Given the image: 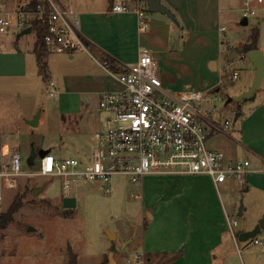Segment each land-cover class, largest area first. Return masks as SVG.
<instances>
[{"label": "rangeland", "instance_id": "1", "mask_svg": "<svg viewBox=\"0 0 264 264\" xmlns=\"http://www.w3.org/2000/svg\"><path fill=\"white\" fill-rule=\"evenodd\" d=\"M59 1L64 5L68 4V0ZM196 3L199 24L208 20L213 29L226 26L228 44L235 46L233 50L236 49L239 55L246 54L243 51L244 43L234 44L242 40L248 42L253 28L258 26V47L264 52L263 3L255 4L256 14L248 17L246 25L241 23L244 18V0H225L221 3L217 0H196ZM203 26L205 25H201ZM22 30L24 28L13 27L7 33L0 32L1 42L11 40L13 46H19L27 52L29 65L26 77H0V158L5 143L19 149L23 157V171L26 172H34L38 167L39 159H36L34 165L27 163L33 150L39 152L51 149L57 156L88 158L94 133L103 128L106 116L99 108V86L97 83L84 81V92H78V88H74L76 85L66 82L67 74L75 66L68 59L62 61L59 57L66 55L52 53L50 78L55 81L58 93L52 97L47 92H42L48 86L49 76L39 74L42 70L32 52L37 32L31 30L18 37ZM176 49L182 51L183 46L178 45ZM209 50L211 54L208 61L214 59L218 63L219 81L224 66L228 67L229 73L234 70L240 73L234 83L224 82L218 91H214L213 86H204L208 76L199 72L194 55H184L179 61L170 63L169 68L165 65L164 68L171 74L174 86L179 84L175 88L182 87L184 83L201 88L210 97L208 107L216 106L217 113L234 123L241 108L246 114L248 101H237L235 98L250 89L247 74L252 62L249 58L240 57L229 61L231 53L222 56L220 42L217 46L213 43L208 47L202 45L193 53L199 52L200 55ZM90 56L98 62L101 60L96 51L91 54L84 51V75L93 70ZM164 68L161 67L160 70L164 71ZM110 77L112 78L111 75ZM262 84L264 86V79ZM230 98L233 100H229ZM81 108L83 113L79 112ZM37 112H40L43 121L32 126L28 119H32ZM242 119L243 117L236 122V127L241 125ZM238 154L242 157L250 156L240 146ZM113 182L110 193L105 192L101 183L82 184L70 196L76 198L75 206L65 207L62 179L59 176L25 174L19 176L18 185L14 188L5 187L3 178L0 177V212L6 211L16 196L23 199V205L15 213L14 219L0 230V264H105L112 247L115 248L117 264H131L127 261L128 257L133 256V248L129 244L142 235L144 227L139 223L140 218H150V215H145L142 211L145 195L141 183L132 182L124 175H116ZM40 186L44 188L35 194L34 189ZM165 188H161V191ZM238 190L239 187L234 183L220 185L222 200L230 214L231 196ZM173 191L175 187L171 186L165 199L171 197ZM239 194L241 205L244 204V199ZM239 220L242 227L245 219L239 217ZM238 229L239 227L237 231ZM234 250L228 257L227 264H264L259 244L248 245L247 242L238 240Z\"/></svg>", "mask_w": 264, "mask_h": 264}, {"label": "crops", "instance_id": "2", "mask_svg": "<svg viewBox=\"0 0 264 264\" xmlns=\"http://www.w3.org/2000/svg\"><path fill=\"white\" fill-rule=\"evenodd\" d=\"M118 1L68 0L66 5L75 8L80 14L81 30L91 51H96L101 56V60L98 62L90 56L92 59L90 65L96 71H87L84 75V52L60 54L67 57L59 56L62 61L68 59L69 63L75 66L67 74L66 82L76 85L74 88H78V92H84V81L97 83L100 88L99 93L113 89L117 84L102 66V61H107L104 59L105 56L114 58L119 63L118 70H121L125 65L135 62L139 49L146 46L158 62L160 75L166 87L171 89L193 87L202 90L191 83H184L182 87L175 88L179 84L174 86L171 74L166 72L164 65L168 67L173 61L182 59L184 55H194L197 69L208 76L204 86H213V88L219 86L218 63L214 59L208 61L211 51L200 55L199 52L196 53L197 55L193 53L202 45L208 47L213 43L217 46L220 38L219 27L213 29L208 20L199 24L196 0H161L172 10L175 19L161 12L149 11L150 26L147 30L139 29L138 14L135 11L113 12L112 6ZM217 1L221 3L225 0ZM262 3L263 0H253L254 6ZM7 6L12 7L13 3L7 1ZM201 25L205 26L201 27ZM240 42L246 43L242 40L234 45ZM178 45L183 46L182 51L176 49ZM233 47L235 46L223 53L233 55L231 52ZM34 49L32 52L35 53ZM50 56L51 54L48 56L45 72V75L49 76L48 79H51ZM35 57L37 59L36 53ZM238 57L230 61H235ZM160 66L164 71L160 70ZM28 69L27 52L19 46H13L11 40L0 41V77L23 78L27 76ZM39 74H43V71H39ZM247 75L248 87H251L256 76V67L253 63ZM263 79L264 75L256 92L247 100L246 114L242 108L239 111L237 121L243 117L241 125L236 127L237 121H234L228 132L215 133L209 140L211 148L223 150L230 160H235L239 156L238 146L250 155L247 158L251 161L252 171L247 181L240 184L228 180L216 186L208 174L146 175L141 182L145 195L142 211L145 215L148 213L150 218L147 216L140 218L139 223L143 224L144 230L138 240L133 239L134 241L129 244L133 248V253L141 252L152 262L164 260L157 254L178 255L173 260H167L166 264H227V259L235 252L234 246L237 244L228 229V217L239 221V233L254 228L258 223L264 214ZM229 82L234 83V81ZM216 111L209 112L210 116L221 121L227 119ZM79 112L83 113L82 108ZM41 116L38 125L43 121ZM3 146L1 153L5 152V146H8V151L11 147H16L10 143H5ZM49 150L52 153L51 149ZM230 183L239 187L238 192L231 196L232 214L226 210L220 192V185L225 186ZM165 185L170 187L165 188ZM171 186L175 187V191L172 192L171 197L165 199ZM161 188L165 189L161 191ZM239 193L244 199V204L241 205ZM241 210L242 214H240ZM239 217L245 219L242 227ZM257 237L262 241L259 245L264 255V229ZM142 264L147 263L144 260Z\"/></svg>", "mask_w": 264, "mask_h": 264}, {"label": "built area", "instance_id": "3", "mask_svg": "<svg viewBox=\"0 0 264 264\" xmlns=\"http://www.w3.org/2000/svg\"><path fill=\"white\" fill-rule=\"evenodd\" d=\"M7 1L13 6L8 7ZM112 11H135L139 29L147 30L150 26L146 0H119ZM242 13L244 18L256 14L253 0H244ZM35 25L42 27V42L50 54L92 52L81 30L80 14L73 7L59 0H0V32L7 33L13 27H30L37 32ZM226 31V26L219 27L222 56L223 51L231 48ZM238 56L247 58L246 54ZM102 66L117 86L100 93L99 108L106 116L103 128L94 133L90 156L58 157L49 152L36 158V171L26 172L21 152L11 147L0 158V177L5 187H16L19 176L25 174L59 176L62 196L66 198L87 183H101L105 192L110 193L116 175L127 176L135 183H141L149 174H208L216 186L228 180L240 184L247 181L252 171L249 158L238 156L230 160L223 150L209 145L210 137L228 132L232 122L210 116L209 112L217 108L208 107L210 97L205 91L166 87L158 62L146 46L139 49L135 62L121 70H113L107 61H102ZM221 73L219 85L235 81L240 75L237 70L229 73L227 66ZM48 82L44 92L53 97L58 93L56 83L53 79ZM238 225L237 219L228 217V229L235 241ZM245 242L256 245L262 241L255 237ZM127 261L142 264L144 254L134 252Z\"/></svg>", "mask_w": 264, "mask_h": 264}, {"label": "water", "instance_id": "4", "mask_svg": "<svg viewBox=\"0 0 264 264\" xmlns=\"http://www.w3.org/2000/svg\"><path fill=\"white\" fill-rule=\"evenodd\" d=\"M146 2L148 5V10L150 12H161V13L167 14L171 18L175 19V15L172 12V10L169 7H167L165 4H163L161 2V0H146ZM241 23L244 25L248 24V18H246V17L243 18ZM31 30L32 29L30 27L25 28L24 30H22V32L19 33L18 37H20V35H22L24 33L31 32ZM237 56H238V51L236 49H234L233 55H230L229 59L231 60L232 58L237 57ZM246 56L255 65L256 76L253 80V83H252V86L250 87V89L235 98V100H237V101H240L242 99H247V98H250L251 96H253V94L258 89V87L261 83L262 77L264 75V53H263V51L259 48L253 49V50H250L249 52H247ZM229 100H233V98H230ZM239 115H240V112H238L236 114L234 121H237ZM39 119H40V112H37L32 119L28 120V123L32 126H37L39 123ZM49 152H50L49 149H46V150L43 149V150H40L39 152H36L35 150H33L31 152V154L29 155V157L27 158V163L29 165H34L36 158L38 156L44 157ZM43 188H44V186H40V187L35 188L34 193L35 194L38 193ZM75 201H76L75 197H66V198H64V205L67 207L68 206L74 207ZM240 214H242V210H241ZM262 229H264V214L259 219L258 223L255 225L254 228H252L250 230L241 231L238 234V240L245 242L249 239H253L261 233ZM109 236H112V235L110 234ZM114 255H115V248L112 247V249L108 253V262L106 264H117V261H116Z\"/></svg>", "mask_w": 264, "mask_h": 264}, {"label": "trees", "instance_id": "5", "mask_svg": "<svg viewBox=\"0 0 264 264\" xmlns=\"http://www.w3.org/2000/svg\"><path fill=\"white\" fill-rule=\"evenodd\" d=\"M34 27L35 29H37V41L35 43L34 51L36 53L37 61L40 66V69L43 71L44 74H46L45 72L48 66L47 59L50 53L47 51L45 45L42 42V27L40 25H35ZM259 38H260V29L258 26H256L252 30V34L249 37V41L244 44L243 51L247 53L250 50L258 49L259 48L258 47ZM104 59L107 60L108 65L113 70H118L119 63L114 58L106 55ZM220 88H221V85L217 86L213 90L216 91L217 89H220ZM250 98H247L245 100H249ZM22 205H23V199L20 198L19 196H16V198L10 204L8 209L6 211L0 212V230L6 228L9 225V223L14 219L15 213L21 208ZM157 256L163 257L164 260L163 261L155 260L152 262L148 260L145 255H144V260L147 264H166L168 263V261L175 259L178 255L177 254H174V255H168V254L158 255L157 254ZM107 262H108V259L106 263Z\"/></svg>", "mask_w": 264, "mask_h": 264}, {"label": "bare ground", "instance_id": "6", "mask_svg": "<svg viewBox=\"0 0 264 264\" xmlns=\"http://www.w3.org/2000/svg\"><path fill=\"white\" fill-rule=\"evenodd\" d=\"M7 152H8V147L5 148V152L4 153L7 154Z\"/></svg>", "mask_w": 264, "mask_h": 264}, {"label": "flooded vegetation", "instance_id": "7", "mask_svg": "<svg viewBox=\"0 0 264 264\" xmlns=\"http://www.w3.org/2000/svg\"><path fill=\"white\" fill-rule=\"evenodd\" d=\"M65 206V205H64ZM65 207H67V206H65Z\"/></svg>", "mask_w": 264, "mask_h": 264}]
</instances>
